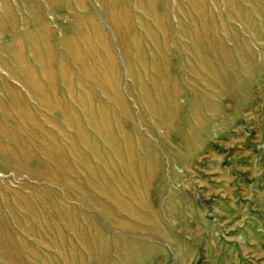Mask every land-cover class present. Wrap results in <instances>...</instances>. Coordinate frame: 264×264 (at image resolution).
Wrapping results in <instances>:
<instances>
[{
    "label": "rangeland",
    "instance_id": "1",
    "mask_svg": "<svg viewBox=\"0 0 264 264\" xmlns=\"http://www.w3.org/2000/svg\"><path fill=\"white\" fill-rule=\"evenodd\" d=\"M230 243L264 264V0H0V264Z\"/></svg>",
    "mask_w": 264,
    "mask_h": 264
},
{
    "label": "crops",
    "instance_id": "2",
    "mask_svg": "<svg viewBox=\"0 0 264 264\" xmlns=\"http://www.w3.org/2000/svg\"><path fill=\"white\" fill-rule=\"evenodd\" d=\"M259 90V89H258ZM261 90V89H260ZM252 102H254V106L256 105V104H258L259 103V100L261 99V97H260V93H258V92H256V93H253V95H252ZM247 145V144H246ZM242 150H246L245 149V145H243V149ZM249 150H247V152H248ZM247 152H245V151H243L242 152V154L244 155V157H245V155L247 156L248 154H247ZM240 163H241V165H246V163H247V160L246 159H244V158H241V160H240ZM235 232V234H236V232L237 231H234ZM231 245H234L235 246V244H232V243H230V244H226V245H224L223 246V251H225V253L223 254L224 256H225V258H223V264H238V262H236V261H234L235 259H232V260H230L229 258H228V252L229 251H227L228 249L230 250V246ZM229 247V248H228ZM232 247V246H231ZM234 249H235V247H233ZM209 262H212L211 260H209ZM211 264V263H210Z\"/></svg>",
    "mask_w": 264,
    "mask_h": 264
},
{
    "label": "bare ground",
    "instance_id": "3",
    "mask_svg": "<svg viewBox=\"0 0 264 264\" xmlns=\"http://www.w3.org/2000/svg\"><path fill=\"white\" fill-rule=\"evenodd\" d=\"M139 6H140V5H139ZM112 10H113V9H112ZM124 14H125V13H124ZM113 16H114V15H113ZM124 16H125V15H124ZM110 18H112V16H111ZM113 19H114V18H113ZM110 20H111V19H110ZM111 21H112V20H111ZM111 24H113L115 27L117 26V25H116L117 23H113V22H112ZM114 26H113V29H114ZM117 29H118V26H117ZM114 31H116V30L114 29ZM98 32H99V31H98ZM153 33H154V32H153ZM154 35H155V34H154ZM154 35H153V36H154ZM101 37H102V36H101ZM99 39H100V38H99ZM165 39H167V37H166ZM133 40H134V39H133ZM102 42H103V40H102ZM165 42H166V41H165ZM156 43H157V42H156ZM102 46L105 47V44H103ZM132 48H133V47H132ZM105 49H107V48H105ZM137 61H138V60H137ZM139 61H140V59H139ZM42 69H43V68H42Z\"/></svg>",
    "mask_w": 264,
    "mask_h": 264
}]
</instances>
